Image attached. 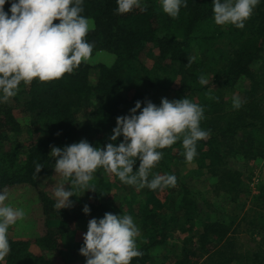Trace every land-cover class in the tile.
Instances as JSON below:
<instances>
[{
	"label": "trees",
	"instance_id": "obj_1",
	"mask_svg": "<svg viewBox=\"0 0 264 264\" xmlns=\"http://www.w3.org/2000/svg\"><path fill=\"white\" fill-rule=\"evenodd\" d=\"M244 83L223 109L217 94ZM239 157L264 160V0H0V194L32 190L44 227L33 240L0 236L4 264H96L95 240L68 239L70 226L105 233L125 207L141 238L115 264H264V241L235 247L179 172L194 162L230 197ZM81 162L79 205L44 188ZM258 220L248 230L261 241Z\"/></svg>",
	"mask_w": 264,
	"mask_h": 264
},
{
	"label": "rangeland",
	"instance_id": "obj_2",
	"mask_svg": "<svg viewBox=\"0 0 264 264\" xmlns=\"http://www.w3.org/2000/svg\"><path fill=\"white\" fill-rule=\"evenodd\" d=\"M227 10L222 9L218 12L216 20L220 24L227 22ZM81 57L87 60H103L110 63L112 58L108 55L81 53ZM147 66L151 67L152 55L147 51L146 56ZM247 83L236 85L230 89H223L217 94L219 102L224 103L223 109L230 107V104H236L241 97V91ZM174 110L168 109L165 118H169ZM15 115L23 123L27 124L26 118L29 119L24 112L15 110ZM164 130L169 132L170 127L165 126ZM57 147L50 149L51 154H55ZM97 162V161H96ZM231 165L240 173V185L234 190L233 195L227 196L224 192H217L214 189L215 180L209 179L206 174H199L197 165L194 162L185 163L180 168L179 172L183 179L189 180L193 184L194 190L199 192L204 198L213 202L210 207L211 217L218 221H222L229 226V234L231 240L235 243V247H240L248 250V243H262L263 240L256 238V234L249 232V223L255 222L260 218L264 221V204L256 200L255 196L264 193V160H244L241 157L231 158ZM87 163L81 162L71 168L66 166H58L51 176L46 180V188L52 194H58L62 199H74L75 204H80L82 189L80 185H84V178L87 176ZM80 169L79 173L70 177L67 173H72ZM86 185V184H85ZM162 195V194H161ZM226 197H229L226 199ZM177 200V197H176ZM90 220L77 221L70 226V233L66 236L73 241H81L92 239L98 245L97 263L96 264H115L126 255L129 248H132L136 241L141 238L135 222L125 207V214L121 217L118 228H111L105 233L94 228ZM259 222V220H258ZM44 232L42 227L40 214L37 210V201L32 190L26 186H15L3 189L0 194V236L24 238L33 240L35 236L41 235ZM191 234L186 228L178 229L173 234L175 243L182 242V239ZM264 248V247H263ZM1 264H4L3 254L0 252ZM47 259V258H46ZM243 261H234L232 264H240ZM51 264H61L59 259L52 260ZM77 264V263H72Z\"/></svg>",
	"mask_w": 264,
	"mask_h": 264
}]
</instances>
